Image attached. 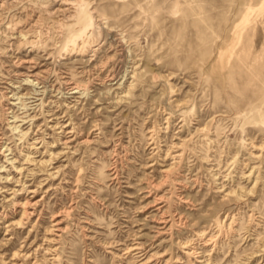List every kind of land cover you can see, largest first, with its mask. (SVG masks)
I'll use <instances>...</instances> for the list:
<instances>
[{
    "label": "rangeland",
    "instance_id": "rangeland-1",
    "mask_svg": "<svg viewBox=\"0 0 264 264\" xmlns=\"http://www.w3.org/2000/svg\"><path fill=\"white\" fill-rule=\"evenodd\" d=\"M65 1L0 0V264H264V0Z\"/></svg>",
    "mask_w": 264,
    "mask_h": 264
},
{
    "label": "bare ground",
    "instance_id": "bare-ground-1",
    "mask_svg": "<svg viewBox=\"0 0 264 264\" xmlns=\"http://www.w3.org/2000/svg\"><path fill=\"white\" fill-rule=\"evenodd\" d=\"M66 2V4H71L70 3V1L69 0H66L65 1ZM90 32H92L91 33V36H95L96 35V33H97V29L95 28V24H94V22L92 21L91 22V27H90V29H88ZM89 33V32H88ZM84 34V33H83ZM86 34V33H85ZM82 35V34H81ZM82 37V36H81ZM98 45L96 44L95 45V47H97ZM96 49H94V50H92V53H96ZM40 75H38V76H31V77H33L34 79L33 80H29V82L31 83V84H33V85H35L37 82H38V79L40 78L39 77ZM35 81H37L36 83H35ZM39 84V83H38ZM69 89H70V94H75V93H78V92H76V88H74V87H72V88H70L69 87ZM69 91V90H68ZM71 138H66L65 140H64V142H63V145L64 146H66L67 148H69V149H73V148H70L71 146V143H72V141L70 140ZM73 144V143H72ZM75 146V145H74ZM178 146V145H177ZM74 151V150H73ZM172 170V169H171ZM170 171V168H168V169H166L164 172H169ZM166 174V173H165ZM167 175V174H166ZM157 189V188H156ZM160 200V199H159ZM159 202V201H158ZM19 203V202H18ZM30 203V202H29ZM155 203V202H154ZM26 204H28V203H26ZM30 204H32V203H30ZM159 204V203H158ZM29 205V204H28ZM152 205H154L153 203H152ZM161 205V204H160ZM150 206V205H149ZM20 207H24L23 206V204H21V206L19 205V208ZM153 207H156V206H153ZM157 209V208H156ZM28 211V210H27ZM159 211V210H158ZM24 213H26V212H24ZM152 214V213H151ZM26 215V214H25ZM24 216V215H23ZM150 217V216H149ZM158 217V216H157ZM154 218H155V216H154ZM157 224H159V227L158 228H156L157 229V232H156V237H155V240H156V238H158V237H160L161 235H163L164 234V231H165V227H166V225H167V221L165 220V218H161L160 219V221L159 222H157ZM138 236H140V235H138ZM141 237V236H140ZM202 238V237H201ZM136 240H138V239H140L139 237L138 238H135ZM211 240V239H210ZM209 240V241H210ZM208 242V241H207ZM142 249V245L140 244V243H136V244H134V246L133 247H131V248H129V251H127V253H130V252H132V251H136V250H141ZM192 251V250H191ZM192 253V252H191Z\"/></svg>",
    "mask_w": 264,
    "mask_h": 264
}]
</instances>
